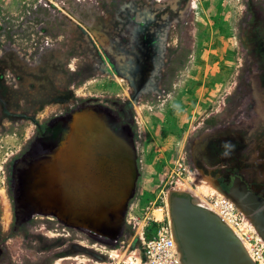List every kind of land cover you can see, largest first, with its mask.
<instances>
[{
	"label": "rangeland",
	"instance_id": "rangeland-1",
	"mask_svg": "<svg viewBox=\"0 0 264 264\" xmlns=\"http://www.w3.org/2000/svg\"><path fill=\"white\" fill-rule=\"evenodd\" d=\"M90 107L137 150L135 194L109 221L43 199ZM263 131L264 0H0V264H100L152 235L174 192L217 212L220 173L263 192ZM237 132L232 160L205 162L214 136Z\"/></svg>",
	"mask_w": 264,
	"mask_h": 264
},
{
	"label": "water",
	"instance_id": "water-1",
	"mask_svg": "<svg viewBox=\"0 0 264 264\" xmlns=\"http://www.w3.org/2000/svg\"><path fill=\"white\" fill-rule=\"evenodd\" d=\"M115 125L112 115L94 107L78 115L48 167L53 184L43 197L48 206L61 203L65 209H80L95 222L124 214L135 194L139 169L132 136ZM221 191L252 219L264 239V196L239 176ZM169 204L185 264H256L236 232L190 194L174 192Z\"/></svg>",
	"mask_w": 264,
	"mask_h": 264
},
{
	"label": "built area",
	"instance_id": "built-area-1",
	"mask_svg": "<svg viewBox=\"0 0 264 264\" xmlns=\"http://www.w3.org/2000/svg\"><path fill=\"white\" fill-rule=\"evenodd\" d=\"M217 214L227 223H231L239 229L241 238L249 240L251 248L249 254L256 264H264V239L253 232L244 230L241 221L239 206L229 196L219 195L211 201ZM157 223V227L151 237L145 235L141 243L130 250L123 251L115 248L106 253V259L100 264H185L183 254L178 243L174 226L171 222L170 210L167 206L153 208L149 222ZM237 232V231H236ZM238 233V232H237ZM254 235V236H253ZM128 254V255H127Z\"/></svg>",
	"mask_w": 264,
	"mask_h": 264
},
{
	"label": "flooded vegetation",
	"instance_id": "flooded-vegetation-1",
	"mask_svg": "<svg viewBox=\"0 0 264 264\" xmlns=\"http://www.w3.org/2000/svg\"><path fill=\"white\" fill-rule=\"evenodd\" d=\"M264 132V131H263ZM238 133V132H237ZM254 135V133H253ZM264 136L259 134L255 135V139L258 142L256 144L257 149L264 147ZM246 143L243 140V137H241L240 133L238 134H232L228 133L227 135H219L217 134L214 136L210 142H208L206 147V156L205 162H210L211 164H222L227 162V160H232L231 158H234L235 153L239 152V149L244 148ZM22 174H25L23 170H21ZM239 176L241 179H243L245 182H247L248 186L252 188L254 191H257L255 189L254 185L247 179V177L240 171L233 174L230 173H220V177L218 179V185L222 190H228L234 183L235 178ZM258 181L257 179H255ZM262 189L263 192H259L262 196H264V186L259 187ZM219 189V190H221ZM40 187L38 186L37 192L40 191ZM36 192V195H37ZM222 192V191H221ZM34 193V192H33ZM36 198V197H35ZM38 200H43L41 196H38ZM33 214H30L32 216ZM1 230V228H0ZM11 232H14V228L10 229ZM1 233V231H0Z\"/></svg>",
	"mask_w": 264,
	"mask_h": 264
},
{
	"label": "bare ground",
	"instance_id": "bare-ground-1",
	"mask_svg": "<svg viewBox=\"0 0 264 264\" xmlns=\"http://www.w3.org/2000/svg\"><path fill=\"white\" fill-rule=\"evenodd\" d=\"M201 189H203V187L201 188ZM202 195H205L203 192L199 195V196H202ZM201 198V197H200ZM199 200V199H198ZM203 202V201H202ZM198 203H200V202H198ZM236 205L237 206H239L237 203H236ZM202 206H204V205H202ZM240 208V207H239ZM215 211V210H214ZM243 211V210H242ZM217 213V212H216ZM244 213V212H243ZM219 214V213H218ZM250 219V218H249ZM251 220V219H250ZM171 222H172V224H173V221L171 220ZM228 226H230L232 229H233V231L234 232H236V234L241 238V233H240V231H239V229H235V227L231 224V223H229L228 224ZM257 233H255L254 235H259V232H258V230L256 231ZM253 235V236H254ZM241 240L243 241V243H244V246H245V248L247 249V251H248V253L250 252L249 251V249L251 248L250 246H251V244H250V242H249V240H247L248 241V243L246 244V240H245V238H241ZM249 244V245H248ZM182 251V250H181ZM183 254V253H182ZM182 258H183V256H182ZM184 261V260H183Z\"/></svg>",
	"mask_w": 264,
	"mask_h": 264
},
{
	"label": "trees",
	"instance_id": "trees-1",
	"mask_svg": "<svg viewBox=\"0 0 264 264\" xmlns=\"http://www.w3.org/2000/svg\"><path fill=\"white\" fill-rule=\"evenodd\" d=\"M148 237H151V234H149Z\"/></svg>",
	"mask_w": 264,
	"mask_h": 264
}]
</instances>
